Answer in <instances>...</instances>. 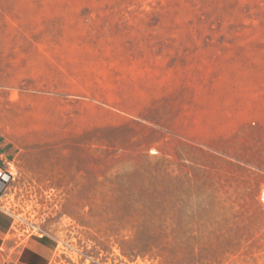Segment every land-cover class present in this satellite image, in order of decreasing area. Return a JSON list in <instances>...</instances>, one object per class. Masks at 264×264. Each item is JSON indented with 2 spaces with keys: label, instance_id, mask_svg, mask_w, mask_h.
Wrapping results in <instances>:
<instances>
[{
  "label": "rangeland",
  "instance_id": "1",
  "mask_svg": "<svg viewBox=\"0 0 264 264\" xmlns=\"http://www.w3.org/2000/svg\"><path fill=\"white\" fill-rule=\"evenodd\" d=\"M0 165L49 264H264V0H0Z\"/></svg>",
  "mask_w": 264,
  "mask_h": 264
},
{
  "label": "crops",
  "instance_id": "2",
  "mask_svg": "<svg viewBox=\"0 0 264 264\" xmlns=\"http://www.w3.org/2000/svg\"><path fill=\"white\" fill-rule=\"evenodd\" d=\"M14 228L13 216L0 206V264H49L51 242L44 237L19 240Z\"/></svg>",
  "mask_w": 264,
  "mask_h": 264
},
{
  "label": "built area",
  "instance_id": "3",
  "mask_svg": "<svg viewBox=\"0 0 264 264\" xmlns=\"http://www.w3.org/2000/svg\"><path fill=\"white\" fill-rule=\"evenodd\" d=\"M15 179L14 174L0 165V200L6 195L10 183Z\"/></svg>",
  "mask_w": 264,
  "mask_h": 264
}]
</instances>
